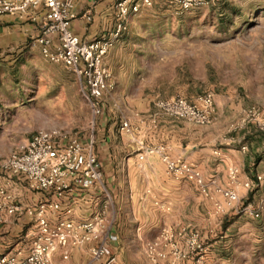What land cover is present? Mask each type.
<instances>
[{"label": "rangeland", "instance_id": "1", "mask_svg": "<svg viewBox=\"0 0 264 264\" xmlns=\"http://www.w3.org/2000/svg\"><path fill=\"white\" fill-rule=\"evenodd\" d=\"M143 12L141 18L129 21L125 32L126 43L138 45L127 48L122 56L138 62L137 86L153 97V113L157 112L158 99L179 96L196 104L200 95L211 93L212 121L167 118L192 123L196 135L203 133L198 130L202 127L213 134L226 127V134L240 138L242 149L249 147L254 135L262 133L264 138V113L259 118L253 113L254 109L259 113L264 109V0H212L188 10H178L167 0H155ZM130 29L146 32L140 40L129 39ZM34 39L15 42L30 46L32 55L27 56L31 62L25 60L13 70L0 68V164L38 129H63L85 140L97 136L101 117L93 115L84 84L63 64L45 60L37 46L32 47ZM161 117L166 118L159 115L157 120ZM217 152L214 155L219 156ZM230 167L236 166L227 169ZM244 171L248 172L245 179L240 178L239 169L237 174L239 202L222 212L214 206V201L222 200L215 189L232 186L228 174L224 184L205 180L202 175L203 184L211 191L209 198L200 192L198 182L176 180L166 172L211 202L210 213H195L193 230L205 255L210 249L200 233L206 230L200 226L205 218L218 235H223L214 244L218 246L210 264H264V190L242 186L247 180L255 183L256 174L264 170L255 172L250 165ZM246 204L257 207L259 217L241 211ZM147 218H155V214L148 213ZM83 258V264H88L89 255Z\"/></svg>", "mask_w": 264, "mask_h": 264}, {"label": "crops", "instance_id": "2", "mask_svg": "<svg viewBox=\"0 0 264 264\" xmlns=\"http://www.w3.org/2000/svg\"><path fill=\"white\" fill-rule=\"evenodd\" d=\"M117 1L74 0L78 16L71 22L72 32L82 41H90L110 29ZM144 9L129 16L128 23L131 19L134 22L135 18H141ZM86 14L91 15V20L86 19ZM41 20V13L36 14L35 19L31 15L22 18L0 15V68L13 70L25 60L30 61V46L17 45L15 42L35 37ZM145 32V29H130L129 39L136 37L140 40L138 37ZM126 41L124 34L104 57V64L111 73L115 88L106 99L95 136V150L104 171L105 196L111 198L107 206V255L114 256V264H154L148 256L147 245L156 243V250L165 254L161 262L170 264L173 260L172 244L176 243L183 251H187L188 246L186 236H168L167 232L175 234L184 229L186 233L195 230V213L206 211L208 214L212 205L193 188L172 180L157 154L146 155L140 160L142 147L164 145L171 156L193 162L205 180L215 179L224 184L230 165L239 169L241 179L247 178L248 172L244 170L250 165H254L255 172L264 170V138L260 137L262 133L254 135L249 147L245 145L242 149L244 145L240 143V138L226 134V127L219 129L217 134L211 133L206 129L208 127H202L198 130L203 133L196 135L192 123L167 117L159 118L154 127L150 121L154 112L151 105L153 97L137 86L140 77L138 62L122 56L127 48H134L138 44H127ZM36 46L34 44L32 47ZM36 48L40 53L38 46ZM27 53L30 55L27 56ZM133 111L139 112L140 117H135ZM124 117L136 127L132 133L119 131ZM216 149L219 156L214 155ZM242 171L244 176L241 175ZM5 181L9 183L16 201L23 206L35 205L46 197L43 192L30 188L21 175H4L0 169V183ZM104 200V196L82 198L74 206L73 216L77 219L88 217L104 205ZM182 212H186V215L180 216ZM148 213L155 214V218H147ZM200 226L206 228L200 233L210 246L204 258L210 264L218 246L214 244L223 235L217 234L208 217ZM34 229L32 218L25 213L8 218L0 224V254L24 257L30 249ZM63 253L62 250L55 251L49 264H83L81 259L89 255L84 247L67 249L66 258L62 257ZM173 264L196 262L195 257L188 254Z\"/></svg>", "mask_w": 264, "mask_h": 264}, {"label": "built area", "instance_id": "3", "mask_svg": "<svg viewBox=\"0 0 264 264\" xmlns=\"http://www.w3.org/2000/svg\"><path fill=\"white\" fill-rule=\"evenodd\" d=\"M155 0H118L114 5V22L110 29L90 41H82L71 30V22L77 18L74 0H0V15L8 14L20 18L41 13V25L34 42L41 56L52 63L63 64L84 84L85 94L94 116H100L105 109L106 99L115 88L111 73L104 64V57L121 40L128 29V18L143 8L153 5ZM178 10H188L204 5L212 0H167ZM91 20V15L86 14ZM157 112L150 121L155 127L159 115L178 118L194 123H207L214 119L213 96L206 93L198 97L197 103H189L179 96L158 99ZM251 111V110H250ZM140 117L139 112H132ZM253 113L260 117L254 109ZM259 123V122H258ZM135 126L127 117L121 119L119 131L132 133ZM157 154L165 165L166 172L176 180L186 179L199 183L200 192L211 198V191L202 182V174L197 166L182 157H173L164 145L142 147L139 159ZM4 175H21L29 187L45 194V198L35 205L23 206L17 202L8 182L0 183V224L17 214H27L32 218L35 229L31 234V246L24 257L16 254H0V264H49L51 255L62 250L67 257V249L84 247L89 253L90 264H114V256L107 255L106 240L109 237L107 206L110 197L105 196L104 171L95 150V139L88 140L77 133L63 129H38L17 150L1 162ZM229 187L215 189L222 200L214 201L216 211L234 207L240 199L237 191L238 169L228 170ZM245 189L253 186L264 190V172L255 176V183L247 180L242 183ZM104 196V205L86 218L73 216L74 206L82 198ZM241 211L252 217H259L260 211L250 204ZM166 235V233H164ZM168 236H186L187 251L173 243L170 264L185 258L195 257L196 264H203L205 248L195 231L185 229ZM147 252L154 264L165 258L156 250V243L147 245Z\"/></svg>", "mask_w": 264, "mask_h": 264}]
</instances>
